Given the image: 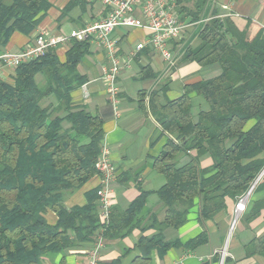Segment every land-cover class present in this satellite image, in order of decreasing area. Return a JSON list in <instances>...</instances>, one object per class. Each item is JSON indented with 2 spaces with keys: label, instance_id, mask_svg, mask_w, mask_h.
Listing matches in <instances>:
<instances>
[{
  "label": "trees",
  "instance_id": "1",
  "mask_svg": "<svg viewBox=\"0 0 264 264\" xmlns=\"http://www.w3.org/2000/svg\"><path fill=\"white\" fill-rule=\"evenodd\" d=\"M80 1L70 0L65 10ZM205 2L198 0L189 12L191 22L199 21ZM49 7V0H0V54L15 31L30 33ZM197 38L180 62L217 66L219 74L185 84L173 100L162 99L165 87L147 99L149 113L168 135L153 161L165 179L155 191L165 208L162 220L150 216L144 222V191L126 209L111 206L106 221L98 212V186L85 192V204H64L69 194L99 176L102 119L71 101L72 90L85 81L77 66L88 51L87 41L71 40L64 61L50 48L15 67L11 83L0 80V264H46L59 254L61 264L68 251L100 237L123 239L134 229H154L152 236L139 237L140 255L133 260L150 264L152 250L163 256L180 246L177 239L164 240L162 232L184 225L196 199L202 224L226 208V199L236 202L248 190L264 168V31L252 21L239 30L229 16L213 15ZM192 93L207 105L195 115ZM190 151L194 155L177 165V156ZM203 155L212 161L207 168L199 165ZM257 193L262 196L245 209L247 220L264 209V175L252 194ZM48 210L55 224L46 221ZM206 241L203 230L182 246L192 250ZM244 251L264 256V234ZM109 264H119V258Z\"/></svg>",
  "mask_w": 264,
  "mask_h": 264
},
{
  "label": "crops",
  "instance_id": "2",
  "mask_svg": "<svg viewBox=\"0 0 264 264\" xmlns=\"http://www.w3.org/2000/svg\"><path fill=\"white\" fill-rule=\"evenodd\" d=\"M70 0H49L50 7L37 26L28 34L15 31L3 48V52L17 53L34 41L39 31L67 36L72 30L80 29L90 22L100 20L107 8L99 0H81L72 8L64 7ZM198 0H181L177 10L179 19L185 24L179 38L170 43L173 67H168L161 56L151 47L145 46L136 50V45L148 37L149 32L142 28L118 26L110 37L116 44V55L121 62L117 74L116 86L118 92L113 101L106 91V83L102 79L108 65L107 55L95 42H88V51L77 66V72L85 78L83 84L76 86L71 92L72 104L83 107L86 111L96 113L102 119L103 137L101 142L108 149L109 160L116 169L115 180L111 184L112 207L126 209L139 194L147 192L141 209L144 222L155 216L162 220L164 205L158 199L155 191L163 186L164 176L153 167L155 157L161 152L168 135L162 131L158 123L149 113L147 99L150 92L163 87L162 99L173 100L181 95L183 86L202 79L212 78L219 74L217 66L201 67L196 62H180L185 48L198 43L199 27L213 15L229 16L239 30H243L248 21L261 26L264 22V0H206L199 21L191 22L189 12L194 10ZM60 45L55 52L60 61L65 60V53L70 44ZM14 68H2V80L11 83ZM41 76L37 77L39 81ZM144 94L143 102H140ZM192 113L207 109L202 98L190 94ZM189 155L179 154L177 165L189 160ZM212 164L209 155L199 158L200 168ZM99 177L94 176L79 190L69 194L64 204L66 207L81 206L86 200V191L98 186ZM255 189V188H254ZM254 191V190H253ZM251 192L246 208L262 194ZM198 201H194L187 213V220L178 229L163 230L164 240L177 239L180 246L168 249L163 256L156 250L150 252V264H264V256H246L244 246L254 238L264 234V209L260 214L247 220L246 211L234 215V204L226 199V208L213 218L203 222L197 220ZM248 211V210H247ZM44 217L49 224H55V214L48 210ZM235 219L234 229L230 226ZM206 231L207 241L192 250L182 245L189 239ZM154 229L141 232L134 229L123 239H103L98 255V264H109L119 258V264H133L140 255L137 241L141 235L150 237ZM90 244L71 249L66 253L61 264H88ZM226 248V255L221 258V251ZM60 254L46 260V264H59Z\"/></svg>",
  "mask_w": 264,
  "mask_h": 264
},
{
  "label": "built area",
  "instance_id": "3",
  "mask_svg": "<svg viewBox=\"0 0 264 264\" xmlns=\"http://www.w3.org/2000/svg\"><path fill=\"white\" fill-rule=\"evenodd\" d=\"M107 8L104 18L90 22L80 29L72 30L67 36L50 34L39 31L34 37L33 43L25 46L17 53L3 52L0 54V80H2V68H15L20 64L38 59L50 49L68 44L71 40L95 42L104 49L108 65L102 75L106 83V91L115 101L118 92L116 86L117 74L121 68L120 59L116 55L115 41L110 37L111 31L118 26L142 28L149 32L145 41L136 45V50L145 46L151 47L162 58L168 67L174 66L170 43L179 38L185 24L179 19L177 10L181 0H99ZM264 31V22L261 23ZM99 157L96 168L99 174V183L96 191L98 212L100 219L106 221L112 206L111 184L115 180L116 169L109 160L107 147L100 142ZM262 174L257 176L248 190L242 194L234 204V215L242 213L246 209V202ZM235 219L230 226V234L234 229ZM103 238L93 243L88 250V264H98V255ZM226 248L221 251V258L225 257Z\"/></svg>",
  "mask_w": 264,
  "mask_h": 264
},
{
  "label": "rangeland",
  "instance_id": "4",
  "mask_svg": "<svg viewBox=\"0 0 264 264\" xmlns=\"http://www.w3.org/2000/svg\"><path fill=\"white\" fill-rule=\"evenodd\" d=\"M262 174V176L264 175V168L263 170L259 173V175ZM262 178V177H261Z\"/></svg>",
  "mask_w": 264,
  "mask_h": 264
}]
</instances>
